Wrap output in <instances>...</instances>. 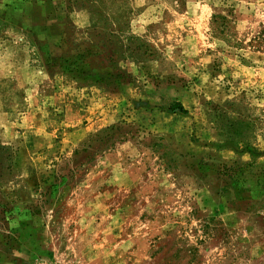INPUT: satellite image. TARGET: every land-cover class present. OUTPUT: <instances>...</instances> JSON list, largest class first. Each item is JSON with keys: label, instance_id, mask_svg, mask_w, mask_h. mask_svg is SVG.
Listing matches in <instances>:
<instances>
[{"label": "rangeland", "instance_id": "rangeland-1", "mask_svg": "<svg viewBox=\"0 0 264 264\" xmlns=\"http://www.w3.org/2000/svg\"><path fill=\"white\" fill-rule=\"evenodd\" d=\"M0 264H264V0H0Z\"/></svg>", "mask_w": 264, "mask_h": 264}, {"label": "trees", "instance_id": "trees-1", "mask_svg": "<svg viewBox=\"0 0 264 264\" xmlns=\"http://www.w3.org/2000/svg\"><path fill=\"white\" fill-rule=\"evenodd\" d=\"M170 109H179L180 111H182V107L178 103L173 104V106H171Z\"/></svg>", "mask_w": 264, "mask_h": 264}]
</instances>
